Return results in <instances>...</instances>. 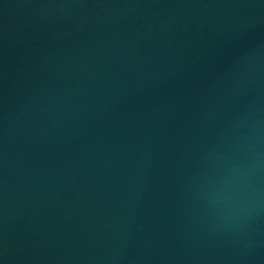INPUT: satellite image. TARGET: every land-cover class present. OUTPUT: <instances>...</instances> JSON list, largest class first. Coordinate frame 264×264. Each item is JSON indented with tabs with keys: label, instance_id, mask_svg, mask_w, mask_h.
I'll return each instance as SVG.
<instances>
[{
	"label": "water",
	"instance_id": "water-1",
	"mask_svg": "<svg viewBox=\"0 0 264 264\" xmlns=\"http://www.w3.org/2000/svg\"><path fill=\"white\" fill-rule=\"evenodd\" d=\"M0 264H264V0H0Z\"/></svg>",
	"mask_w": 264,
	"mask_h": 264
},
{
	"label": "clouds",
	"instance_id": "clouds-1",
	"mask_svg": "<svg viewBox=\"0 0 264 264\" xmlns=\"http://www.w3.org/2000/svg\"><path fill=\"white\" fill-rule=\"evenodd\" d=\"M243 176L244 173L237 169H231L228 175L223 176L212 193L213 204L230 206L233 198L242 191L240 181Z\"/></svg>",
	"mask_w": 264,
	"mask_h": 264
}]
</instances>
